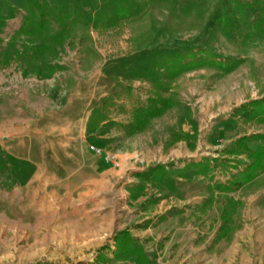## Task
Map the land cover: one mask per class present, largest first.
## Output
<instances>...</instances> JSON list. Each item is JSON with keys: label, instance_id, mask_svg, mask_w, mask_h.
I'll return each mask as SVG.
<instances>
[{"label": "rangeland", "instance_id": "374dc122", "mask_svg": "<svg viewBox=\"0 0 264 264\" xmlns=\"http://www.w3.org/2000/svg\"><path fill=\"white\" fill-rule=\"evenodd\" d=\"M39 1L55 11L19 33L27 0H0V95L16 100L59 74L66 115L45 123H76L83 104L86 131L42 180L1 151L0 264H264V162L251 168L264 142L237 144L264 134L262 107L240 110L264 98L261 6ZM0 142H11L1 130Z\"/></svg>", "mask_w": 264, "mask_h": 264}, {"label": "crops", "instance_id": "0c3cea01", "mask_svg": "<svg viewBox=\"0 0 264 264\" xmlns=\"http://www.w3.org/2000/svg\"><path fill=\"white\" fill-rule=\"evenodd\" d=\"M16 65L17 62L15 65L9 63L8 72L10 73ZM0 69V85H3L6 77L2 74L6 69L4 66H0ZM61 78L59 74H53V79L45 85L38 86L37 89L23 87L17 99H8L9 102L5 101L4 95H0V130L4 137L11 138L9 143L0 142V154L1 151L7 150L20 167H24L19 171L25 178L42 180L50 177L46 175L52 170L50 165L52 159L58 158L60 154L66 157L75 156L76 153L70 150L78 149L84 142L86 118L83 104L81 111L76 112L82 118L76 123L69 121L68 118L60 124L45 123L49 116L66 115L62 108L70 96L62 97L57 89L58 79ZM79 97L83 98L76 95L74 99H80ZM14 108L18 111L17 115H12L10 111ZM28 111L31 112L30 115L27 114ZM7 117H10L8 119L10 127H4L3 124ZM58 120L60 121V118ZM50 133H56L57 138H50ZM40 186H44V183L36 188Z\"/></svg>", "mask_w": 264, "mask_h": 264}, {"label": "trees", "instance_id": "16d2710c", "mask_svg": "<svg viewBox=\"0 0 264 264\" xmlns=\"http://www.w3.org/2000/svg\"><path fill=\"white\" fill-rule=\"evenodd\" d=\"M159 1H166V0H159ZM253 2L261 6V13H260L259 19L257 20V24L259 26V25L264 24V0H253ZM27 4H28V7L32 13H31L30 17L28 16V18L26 17V19L24 20V23L22 24L19 33L23 32L26 29V23L28 21L30 23H35L39 28L43 29V27H44L43 24L45 23V20L47 19L49 14L53 13L56 9L47 1L40 2L39 0H27ZM62 4H64L63 6H66V7L69 5L67 2H63ZM246 5L249 6L250 3L248 2V3H246ZM37 13L39 14V17H37V15H36ZM5 19H6V16H4L0 13V27L2 26ZM63 34L64 33L59 32V33H56L55 35L59 36V35H63ZM263 34H264V31H263ZM190 64L192 65V64H196V63L190 62L186 65L189 66ZM249 106H254V107L260 106V107H262L263 112H264V98L261 100L251 101L249 104L243 105L240 110H247ZM152 107H153V105L148 106L147 109L140 107L138 109V112L140 115H142L143 113L148 112L150 109H152ZM249 139L260 140L261 142H264V134H254L251 136H243L237 140V144L238 145H245L246 141ZM260 162H264V149L263 148H259L254 152V161L251 164V168ZM129 233H130L129 231H126V230L123 231L122 235L124 238L119 241L118 248L119 247L123 248L125 245H127V241L130 238ZM117 251H118V249L114 250L113 252L115 253ZM135 252L140 253V254L143 253L141 248H136ZM97 259L99 260L100 256H98ZM143 259H144V261H147V258L145 256L143 257Z\"/></svg>", "mask_w": 264, "mask_h": 264}, {"label": "built area", "instance_id": "2783aa9c", "mask_svg": "<svg viewBox=\"0 0 264 264\" xmlns=\"http://www.w3.org/2000/svg\"><path fill=\"white\" fill-rule=\"evenodd\" d=\"M91 150L98 156H101L105 162L110 163L115 160V156L109 153H106L102 148L97 146H91Z\"/></svg>", "mask_w": 264, "mask_h": 264}]
</instances>
